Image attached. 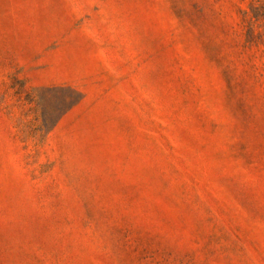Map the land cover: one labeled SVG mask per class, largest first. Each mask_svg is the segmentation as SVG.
<instances>
[{"label":"rangeland","instance_id":"rangeland-1","mask_svg":"<svg viewBox=\"0 0 264 264\" xmlns=\"http://www.w3.org/2000/svg\"><path fill=\"white\" fill-rule=\"evenodd\" d=\"M0 264H264V0H0Z\"/></svg>","mask_w":264,"mask_h":264}]
</instances>
